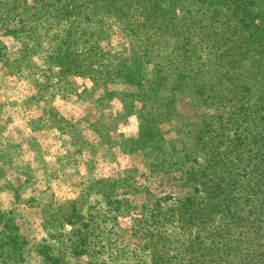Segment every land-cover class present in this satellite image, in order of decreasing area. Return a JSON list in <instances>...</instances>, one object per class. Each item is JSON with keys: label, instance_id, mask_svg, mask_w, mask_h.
Here are the masks:
<instances>
[{"label": "rangeland", "instance_id": "374dc122", "mask_svg": "<svg viewBox=\"0 0 264 264\" xmlns=\"http://www.w3.org/2000/svg\"><path fill=\"white\" fill-rule=\"evenodd\" d=\"M0 264H264V0H0Z\"/></svg>", "mask_w": 264, "mask_h": 264}]
</instances>
